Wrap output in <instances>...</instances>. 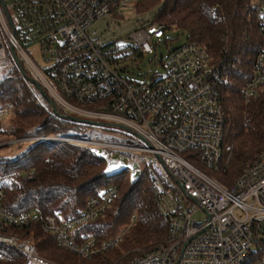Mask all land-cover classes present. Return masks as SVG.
<instances>
[{"label":"built area","instance_id":"2783aa9c","mask_svg":"<svg viewBox=\"0 0 264 264\" xmlns=\"http://www.w3.org/2000/svg\"><path fill=\"white\" fill-rule=\"evenodd\" d=\"M53 3L57 24L43 32L23 16L20 0H0V72L22 63L29 77L69 114L101 120L142 144L33 135L20 140L60 139L87 145L105 160L107 173L125 170L135 177L141 165L147 169L168 233L159 246L135 248L138 255L127 264H246L252 252L264 249V151L246 162L233 180L225 178L233 146L226 141L221 86L230 81L236 56L231 58L225 50L216 58L187 40L169 51L164 75L150 83L138 82L111 65L115 61L107 56L116 58L119 47L107 46L97 30L88 31L97 19L117 16L122 7L131 6L130 0ZM247 16L260 42L243 88L249 102L264 90V0H249ZM16 20L27 28L25 36L16 31ZM140 20L130 38L141 54L152 52L150 41L162 38L165 30L152 16L147 22ZM37 35L42 42L61 40L49 67H42L24 45V39ZM4 38L19 63L8 53ZM9 116L10 110L0 105V129ZM115 161L122 162L119 170L112 167ZM216 173L224 178L218 179ZM117 193V186L105 188L90 197L76 216L67 218L61 211L39 208L11 211L4 205L0 185V247L20 251L23 264H63L39 252L32 238L39 227L55 236L62 249L80 257L110 251L123 241L135 215L125 230L107 240L92 231L80 232L79 227L104 215ZM199 213L205 214L203 220ZM262 256L258 264H264Z\"/></svg>","mask_w":264,"mask_h":264},{"label":"trees","instance_id":"16d2710c","mask_svg":"<svg viewBox=\"0 0 264 264\" xmlns=\"http://www.w3.org/2000/svg\"><path fill=\"white\" fill-rule=\"evenodd\" d=\"M249 0H144L138 12L158 7L152 15L164 30L176 28L187 40L207 48L216 58L227 50L236 56L230 81L222 84L226 115V141L233 146L231 167L225 175L233 179L243 165L264 151V90L246 102L243 88L251 75L252 61L260 48L254 24L247 16ZM23 16L41 26L43 32L56 26L53 0H20ZM264 74V60L262 64ZM22 63L0 72V105L10 116L0 133L13 138L29 135L80 137L88 125L59 106L47 92L29 79ZM105 160L84 144L58 139L33 140L15 156L0 155V185L5 190V207L16 213L39 208L76 216L87 200L112 185L118 187L107 212L79 227L110 239L130 225L121 244L125 250L156 247L164 243L168 224L157 207V190L146 168L132 177L127 171L106 172ZM19 172V174H18ZM219 174V173H218ZM221 175V174H219ZM224 178V175L220 176ZM39 252L64 264H113L120 251L110 250L90 258L62 249L55 236L36 227L32 233ZM0 264H23L20 251L0 247ZM264 249L252 252L246 264H258Z\"/></svg>","mask_w":264,"mask_h":264},{"label":"rangeland","instance_id":"374dc122","mask_svg":"<svg viewBox=\"0 0 264 264\" xmlns=\"http://www.w3.org/2000/svg\"><path fill=\"white\" fill-rule=\"evenodd\" d=\"M142 1L144 0H130L131 6L122 7L117 11V16L116 14H107L103 18L97 19L91 24L88 31L92 33L93 30H97V36L102 38L107 46H110L111 48H115V46L119 47V49L116 50V58H112L110 54L107 56L109 59L115 61V63H111V65L124 70L125 76L135 81L150 83L156 80L160 75L165 74L163 61L166 59L171 49L178 47L187 41V35L176 28L165 30V35L162 38H154L150 41L152 52L141 54L139 50L135 49V43L130 38V34L139 28L137 27V24L141 23V18L143 19V22H147L151 19L152 15H155L158 12V7H154L147 12H141L142 14L138 12L135 5ZM138 13H140V15H138ZM14 26L17 32L22 31L24 36L27 34L28 30L22 25V23H19L16 20ZM120 39L125 42L124 45H117ZM4 40L6 42L8 53L13 55L7 39L4 38ZM60 41L61 40L58 39L54 43H48L47 41L42 42L37 35V38L35 39H33V37L24 39V45L42 67H49L55 62L52 54L60 44ZM70 115L95 122L94 124H87L88 128L85 131V135L80 136L82 138L142 144V140L132 139L127 132H124L117 127L102 124L103 121L101 120L79 117L73 114ZM16 139L17 138L9 137L6 133H0V155L15 156L32 142L29 140H20L24 138ZM121 164L122 162L119 163L118 161H115L112 163V167L114 170H119ZM142 170L143 165L140 166V171ZM214 176L220 180L223 179L218 173L214 174ZM197 217L200 220H203L205 214L199 213ZM123 241L119 246L112 249L120 251L113 264H127L129 259L138 255V251H134L135 248L125 250L123 246H121Z\"/></svg>","mask_w":264,"mask_h":264},{"label":"water","instance_id":"95a60500","mask_svg":"<svg viewBox=\"0 0 264 264\" xmlns=\"http://www.w3.org/2000/svg\"><path fill=\"white\" fill-rule=\"evenodd\" d=\"M10 23L12 24V21H11V20H10ZM118 44H119V45H124L125 42H124V41H119ZM13 57H14V59L16 60V62L19 63L18 57H17V55H16L14 52H13ZM28 77H29V76H28ZM29 79H30L33 83H35V84L39 87V89H40L42 92H44L43 88H42L38 83H36L31 77H29ZM69 118H70V119H73V120H77V121L82 122V123H85V124H94V123H95V122H93V121H90V120H87V119L77 118V117H74V116H69ZM105 125H108V124H105Z\"/></svg>","mask_w":264,"mask_h":264}]
</instances>
